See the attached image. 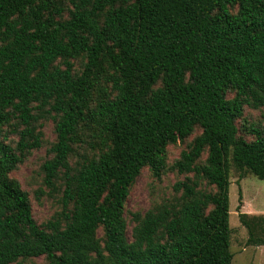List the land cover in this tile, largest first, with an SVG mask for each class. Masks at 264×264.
<instances>
[{
    "label": "trees",
    "instance_id": "1",
    "mask_svg": "<svg viewBox=\"0 0 264 264\" xmlns=\"http://www.w3.org/2000/svg\"><path fill=\"white\" fill-rule=\"evenodd\" d=\"M263 105L264 0H0V136L13 120L18 135L14 148L0 141V264H231L230 162L239 179L264 181V131L244 124L246 142L235 121ZM43 109L56 134L44 179H59L72 204L64 228L38 226L8 179L40 147ZM80 127L98 154L73 171ZM195 127L173 164L194 179L176 182V207L146 216L127 241L130 186L145 167L159 179L167 145ZM201 180L214 192L198 190ZM246 219L247 244L264 246L257 218Z\"/></svg>",
    "mask_w": 264,
    "mask_h": 264
},
{
    "label": "rangeland",
    "instance_id": "2",
    "mask_svg": "<svg viewBox=\"0 0 264 264\" xmlns=\"http://www.w3.org/2000/svg\"><path fill=\"white\" fill-rule=\"evenodd\" d=\"M236 8L231 12H235ZM66 17V15H65ZM73 73H79L82 69V60H72ZM107 87V85H105ZM233 94H227L232 98ZM53 113L46 114L45 109L41 117L34 124V135L39 137L40 147L26 152L21 162L8 174V179L16 182L19 188L26 193L36 224L47 229L49 224L64 228L71 215L72 204H64V187L59 179L47 184L42 170L43 164L51 158L49 152L56 141L55 122ZM16 121H11L10 126L2 130L0 141L15 147L18 135L15 131ZM244 124L251 125L264 131V105L258 109L244 106L242 117L235 121L237 136L246 142L254 139L244 130ZM22 127H19L21 129ZM77 133L78 142L72 145L68 162L72 170H76L84 159H90L98 154V148H91L97 143L92 131H86L82 127ZM201 134V129L195 127L189 137L183 141H177L166 147V167L160 178L153 176L149 167L141 170L140 175L129 188L128 197L124 204L125 236L127 241H132L133 232L140 222L148 215H157L164 210L172 211L176 207L180 195L174 192L173 186L185 177L194 179L193 174H178L173 169V164L178 160L182 151H187L195 137ZM206 158L204 152L198 163H203ZM198 190L202 192H214L205 181H199ZM228 224L230 229L229 251L232 254L231 264H264V246H251L247 244L248 233L239 221V214H246L247 219L255 217L258 222L257 232L264 234V181L258 180L250 173H245L239 179V172L230 162L229 188H228ZM97 239H102V231L96 233ZM13 264H46L44 258L20 259Z\"/></svg>",
    "mask_w": 264,
    "mask_h": 264
}]
</instances>
